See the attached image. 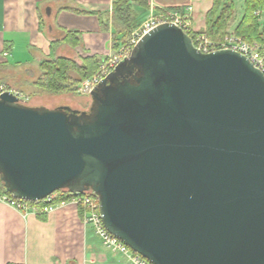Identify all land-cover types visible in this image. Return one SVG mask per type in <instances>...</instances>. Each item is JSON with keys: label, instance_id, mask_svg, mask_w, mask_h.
Returning a JSON list of instances; mask_svg holds the SVG:
<instances>
[{"label": "water", "instance_id": "1", "mask_svg": "<svg viewBox=\"0 0 264 264\" xmlns=\"http://www.w3.org/2000/svg\"><path fill=\"white\" fill-rule=\"evenodd\" d=\"M88 110L0 95V181L38 201L91 190L105 229L151 264H264V74L201 52L171 22L144 34Z\"/></svg>", "mask_w": 264, "mask_h": 264}, {"label": "crops", "instance_id": "2", "mask_svg": "<svg viewBox=\"0 0 264 264\" xmlns=\"http://www.w3.org/2000/svg\"><path fill=\"white\" fill-rule=\"evenodd\" d=\"M232 2L228 28L234 31L244 15L245 0ZM147 4V14L150 9L181 12L190 29L199 32L205 29L213 0H147ZM111 9L112 0H0V81L15 79L19 86L10 83L13 87L29 90L23 92L34 96L31 106L85 110L91 97L79 101L71 93L50 95L36 86L40 64L59 57L80 61L114 54ZM98 14L108 17L107 31L101 29ZM257 15L262 28L264 0ZM67 32L76 33L81 44L73 48L65 43ZM79 207L65 200L47 213H23L0 195V264H130L126 256L103 246L94 229L84 223Z\"/></svg>", "mask_w": 264, "mask_h": 264}, {"label": "trees", "instance_id": "3", "mask_svg": "<svg viewBox=\"0 0 264 264\" xmlns=\"http://www.w3.org/2000/svg\"><path fill=\"white\" fill-rule=\"evenodd\" d=\"M222 5V7H221ZM263 6V0H245L244 15L234 29V34L240 36L249 43L264 42V24L260 28L257 11ZM147 0H112L111 26L113 29L112 48L117 51L121 45H126L131 33L140 25L146 10H148ZM221 7V8H220ZM234 6L232 0H213L212 7L206 13L204 32L213 41L221 39L228 30L229 20L232 16ZM87 13V11L81 10ZM102 30L109 29V20L106 15L98 14ZM194 38L196 33L191 29L186 31ZM65 43L71 47L81 44L76 33L67 32L64 38ZM102 59L96 55L80 58L76 61L73 58L59 57L41 62V74L36 82V86L47 93H73L76 91V83H81L93 76L98 70ZM0 195L12 196L0 181ZM69 197L63 195L53 198V204L68 200ZM36 209H40L42 202H30ZM82 213V207H79Z\"/></svg>", "mask_w": 264, "mask_h": 264}, {"label": "built area", "instance_id": "4", "mask_svg": "<svg viewBox=\"0 0 264 264\" xmlns=\"http://www.w3.org/2000/svg\"><path fill=\"white\" fill-rule=\"evenodd\" d=\"M165 22H171L183 29L185 32L190 29V21L181 12L177 10L155 11L150 9L146 19L142 21L140 25L131 33L128 39V48L126 51L129 52L138 40L152 28ZM191 39L193 45L201 52H210L217 49L234 50L245 56L264 74V42L249 43L233 32L226 33L218 41L209 39L204 32H197L194 38ZM125 53L126 52H121L120 54L113 56L108 55L102 59L99 65V70L93 76L87 78L81 83H78L75 86L76 90L80 93H87L90 95L98 84L105 79L119 63L123 56H125ZM4 92L12 93L22 103H24L23 101H26L22 92L10 86L6 82L0 81V95ZM63 195L69 197L68 200L82 207L84 223L89 224L94 229L104 247L123 254L127 257L130 264H151L146 258L131 250L130 247L105 229L101 221L97 197L90 189L84 191L83 193H71L66 189H60L38 201L21 200L14 198L13 196H2V199L7 204L23 213H47L53 208V206L56 205L52 202L53 198ZM39 201L42 202L40 209H36L34 205L30 204V202Z\"/></svg>", "mask_w": 264, "mask_h": 264}, {"label": "rangeland", "instance_id": "5", "mask_svg": "<svg viewBox=\"0 0 264 264\" xmlns=\"http://www.w3.org/2000/svg\"><path fill=\"white\" fill-rule=\"evenodd\" d=\"M147 13H144V15H143V20L142 21H144L145 19H146V17H147ZM230 32H233V31H231L229 28H228V30H227V33H230ZM234 33V32H233ZM127 48H128V41H127V44L125 45H121V47L114 53V54H109V55H118V54H120L121 52H126L125 53V55H127V52L128 51H126L127 50ZM124 57V56H123ZM76 59H78L77 57H76ZM10 80V83H13V84H16L17 86H19L18 85V83H17V81H15V79H9ZM5 82V81H4ZM7 84H9L10 86H12L13 87V85H11L10 83H8V82H6ZM76 85H77V83H76ZM75 85V86H76ZM14 88H16V87H14ZM17 89V88H16ZM17 90H19L20 92H22L23 94H24V97H25V100L26 101H23L24 102V104H27V105H29V100L30 101H33L32 100V98H34V96L32 95L31 97H29L28 95H26L24 92H26V93H28L29 94V90H27L26 88H23L22 90H20V89H17ZM24 91V92H23ZM36 92L34 91V93L33 94H35ZM47 93V92H46ZM67 93H70V92H67ZM48 94H50V95H56V94H64V93H48ZM71 97H73L74 99H77V100H79V101H82L83 99H88V97H91L89 94H87V93H80V92H78L77 90L75 91V92H73V93H71ZM37 100H39V102H41V101H43V102H47L48 103V101H46V100H40V99H36V101ZM90 104H91V102H90ZM90 104L86 107V109L85 110H88V108L90 107ZM31 106V105H30ZM83 210V209H82Z\"/></svg>", "mask_w": 264, "mask_h": 264}]
</instances>
